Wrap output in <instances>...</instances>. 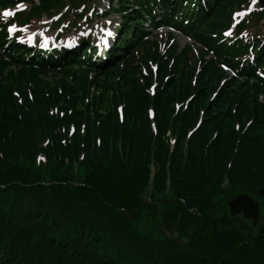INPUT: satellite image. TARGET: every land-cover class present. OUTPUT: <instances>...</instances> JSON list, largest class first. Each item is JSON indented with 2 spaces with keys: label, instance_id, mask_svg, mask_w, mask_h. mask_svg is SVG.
Listing matches in <instances>:
<instances>
[{
  "label": "trees",
  "instance_id": "16d2710c",
  "mask_svg": "<svg viewBox=\"0 0 264 264\" xmlns=\"http://www.w3.org/2000/svg\"><path fill=\"white\" fill-rule=\"evenodd\" d=\"M108 1L92 16L120 24L93 60L90 36L45 57L7 31L89 20L88 0H0L31 5L0 19V264H264L225 203L264 189V9Z\"/></svg>",
  "mask_w": 264,
  "mask_h": 264
},
{
  "label": "rangeland",
  "instance_id": "374dc122",
  "mask_svg": "<svg viewBox=\"0 0 264 264\" xmlns=\"http://www.w3.org/2000/svg\"><path fill=\"white\" fill-rule=\"evenodd\" d=\"M201 1H205V0H201ZM70 4V3H68ZM108 1L107 0H88V7H89V13L88 16L89 18H91V14L93 12L94 9L99 10L100 13L103 12L105 9H107L108 7ZM25 5V4H23ZM133 4H129V7H132ZM26 7L24 8V10H26L29 6L25 5ZM260 6V2L258 1L255 5L251 6V10L258 8ZM12 10V8L10 9ZM15 10H20V8H16ZM3 10H0V12H2ZM14 11V10H12ZM69 16L64 18V22H67L69 20ZM108 21H111V23H108ZM81 27L79 31H71L69 32L67 35L63 36V42L67 43V44H75V40L78 37L84 36V35H92V37L95 38L96 42H100L102 40H110L111 37L106 36L105 34V30L111 31L113 34L115 32V29L119 26V21H118V16L115 14H112L110 17H106V18H96V17H92V20H88L86 21V19H83L81 21H79ZM16 26V25H15ZM145 26L147 27V24H145ZM17 27V26H16ZM18 28V27H17ZM17 28H15L14 31L18 30ZM262 28L264 31V22H262ZM12 31V32H14ZM60 31L58 27H56V25L54 24L53 19H48L47 16H44V21L42 22V24L40 26H36V27H32V26H28L27 28L23 29V32L25 34V38L22 39L23 42H27L30 45H34L37 42H41L42 43V47L44 49H47V43H54L55 47L59 46V41L56 38V34L57 32ZM164 30L161 29L159 32L162 33ZM11 32V33H12ZM159 33V34H160ZM157 35H159L158 33H156ZM162 34H166V33H162ZM157 35H154V37H156ZM178 40H179V44L180 47L182 48L185 43H187V38H185L184 35H179L178 36ZM151 69L152 72L154 74V79L152 80V82L149 85V90L150 92L153 94L156 90V86L159 84L158 83V65L156 63H151ZM144 72H148L146 68H144ZM51 77V75H49ZM118 77L117 75L111 77L112 81L117 80ZM225 80H222V84ZM118 111L119 113L122 115L123 114V106L119 105L118 107ZM149 113L150 115L153 117L154 114V109L150 108L149 109ZM153 129L154 131H156V127L155 124H153ZM41 159H45V157H39V160ZM248 194V193H247ZM254 194V193H253ZM252 197H257L255 199H257L260 203V207H261V216L260 219L258 221V223L254 226L253 222L249 219L244 218L242 215L236 216V217H232L230 215V212H228V216L232 219H241V222H243V224L245 225V228L247 229L246 231H248L252 236H254L255 238H260L261 236L264 237V234L261 233V229L264 226V196H261L259 193H256L254 195L248 194ZM226 196V194H224V197ZM238 196V195H237ZM236 196V197H237ZM236 198L234 197V193H229V195L227 196V199L225 201V203L228 205V202H230L232 199ZM229 209V208H228ZM142 222H145L146 224H150V221L146 220H142ZM163 228V226H162ZM169 235V234H168ZM173 235V233H172ZM176 236V234H174ZM170 236V235H169ZM251 236V237H252ZM253 237V238H254ZM262 239V238H260ZM264 240V239H263Z\"/></svg>",
  "mask_w": 264,
  "mask_h": 264
},
{
  "label": "water",
  "instance_id": "95a60500",
  "mask_svg": "<svg viewBox=\"0 0 264 264\" xmlns=\"http://www.w3.org/2000/svg\"><path fill=\"white\" fill-rule=\"evenodd\" d=\"M262 4L264 6V3ZM259 194L264 196V189L260 190ZM237 199H244L247 202V210L241 209L240 211H236L235 201ZM228 208L232 217L242 215L244 218L251 220L254 226L258 223L261 216V207L259 201L246 193H241L236 198L228 202ZM261 233L264 234V226L261 229ZM260 238L264 239L262 236Z\"/></svg>",
  "mask_w": 264,
  "mask_h": 264
},
{
  "label": "snow or ice",
  "instance_id": "6c2138e0",
  "mask_svg": "<svg viewBox=\"0 0 264 264\" xmlns=\"http://www.w3.org/2000/svg\"><path fill=\"white\" fill-rule=\"evenodd\" d=\"M261 3H264V0H260ZM257 3V0H251V4L255 5ZM17 7L20 8V10H24V8L26 7L23 4L17 5ZM15 15V12L10 10V9H4L2 12H0V19L7 21L8 18L13 17ZM236 16H243L245 15V13L243 12H237L235 14ZM108 23H111V21H108ZM16 28L15 25H9L7 28L8 32H12L14 31ZM105 34L108 37H111L113 35V33L111 31L105 30ZM225 35H230V33L226 32ZM102 43L107 46V40H102ZM235 205H236V211H240L241 209H245L247 210L248 208V204L244 199H237L235 201Z\"/></svg>",
  "mask_w": 264,
  "mask_h": 264
}]
</instances>
